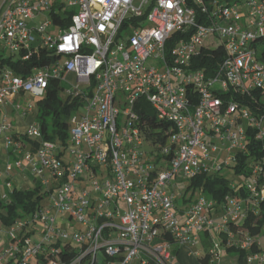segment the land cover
Returning a JSON list of instances; mask_svg holds the SVG:
<instances>
[{
	"label": "built area",
	"instance_id": "1",
	"mask_svg": "<svg viewBox=\"0 0 264 264\" xmlns=\"http://www.w3.org/2000/svg\"><path fill=\"white\" fill-rule=\"evenodd\" d=\"M57 1L14 0L0 16V51L22 61L40 50L56 56L26 78L1 68L0 109L12 104L9 96L42 98L51 80L86 103L78 120L70 118L66 146L43 140L36 123L25 133L38 141L32 153L10 137L6 119L0 125L15 157L6 176L28 163L50 197L48 209L36 207L30 220L0 226V264H178L175 250L201 244L204 232L212 260L222 264L220 233L244 217V201L227 197L217 220L209 216L215 202L201 191L194 200L182 194L178 205L176 190H167H178L173 180L232 166L248 153L250 138L264 140V0ZM207 50L223 52L214 69L201 65ZM119 92L129 103L122 111ZM140 99L174 131L167 146L150 153L134 108ZM160 161L165 166L157 168ZM250 171L232 187L263 199L262 166ZM63 213L68 219L58 220ZM71 220L84 231L62 229ZM29 223L41 228L37 240ZM227 245L255 247L246 263L264 264V236L239 242L229 234Z\"/></svg>",
	"mask_w": 264,
	"mask_h": 264
},
{
	"label": "trees",
	"instance_id": "2",
	"mask_svg": "<svg viewBox=\"0 0 264 264\" xmlns=\"http://www.w3.org/2000/svg\"><path fill=\"white\" fill-rule=\"evenodd\" d=\"M2 53L0 51V69L4 67L9 68L15 75L22 78H26L35 67H41L56 58L54 53L46 50H40L38 55H32L27 61H22L20 57L15 59L11 55L5 56ZM200 58L205 59L204 61L202 60L201 65L205 64L214 69L222 60L223 52L222 50H207L201 54ZM201 65H198V67H202ZM62 85L63 83L60 80H51L49 82L43 97L37 101L36 120L40 124L43 140H59L62 145L66 146L68 144L70 114L76 110L80 102L72 101L69 97L66 100H62L59 96L60 91L64 90ZM134 108L144 123L139 128L142 135L150 142V150H159L163 146H167L168 137L174 132L172 125L159 121L145 100H138ZM252 135L253 133H251ZM10 137L15 141H20L25 147L28 145L32 153L38 147V141L28 138L26 135L20 137L10 135ZM170 148L171 150L173 149L172 146ZM256 163H260L264 175V140L258 141L250 138L248 153L244 155L241 153L237 154L234 164L230 167L234 170L235 174L242 176L243 181H245L251 175L250 166ZM190 182L191 184L185 190L184 195L188 193L189 195H193L196 190L201 191L207 200L217 202L218 206L215 205L214 209H224L227 197L235 198L240 202L244 201L246 206L244 208V217L238 221H228L226 223L225 230L220 233V248L223 256L222 264H228L226 257H233L235 264H247L246 259L248 255L253 254L256 248L252 247L250 252H246L235 245H227V236L233 234L235 240L239 242L247 237L259 240L264 236V198L255 199L254 196L249 195L244 187L235 191V188L232 187L233 183L227 178L219 176L217 173L200 174L191 179ZM263 182L264 178H261L260 183L262 184ZM43 196L42 189L37 185L33 189L14 188L9 196L10 201L4 202V204L0 203V226H10L16 221L17 217L32 213L36 207L41 205ZM211 214L212 211L209 213V216ZM240 220L241 222H239ZM209 237L210 234L208 232H204L201 236L203 254L198 257V264H218L212 260L210 253L212 244L209 241Z\"/></svg>",
	"mask_w": 264,
	"mask_h": 264
},
{
	"label": "rangeland",
	"instance_id": "3",
	"mask_svg": "<svg viewBox=\"0 0 264 264\" xmlns=\"http://www.w3.org/2000/svg\"><path fill=\"white\" fill-rule=\"evenodd\" d=\"M14 0H0V16L2 15V13L6 10V8L13 2ZM22 1H28V2H33L34 0H22ZM63 2V0H58L56 3V6L59 5V3ZM66 4V3H65ZM61 13V12H59ZM63 15V14H62ZM41 20H44V18H41ZM150 24L148 23H144V27H149ZM259 45H262V41H259L258 43ZM0 45H2V43L0 42ZM3 55L5 56H9L10 52L8 50H4ZM15 59L17 57H14ZM150 62L148 63V66H150ZM73 81V80H70ZM74 82V81H73ZM70 85V84H69ZM64 87V90H61L59 93V96L62 100H66L67 99V93H66V86H68V84H63L62 85ZM41 98H37L34 97L33 95H21L16 99V105L15 106H19V107H25V105H27V103L31 102L33 107L37 106V101L40 100ZM119 101V103H118ZM116 106L122 111L124 108H127L129 106L128 103V98L126 95H124L122 92L117 93V97H116ZM8 105V104H7ZM6 105V106H7ZM77 107H79L77 110H74L71 112L70 114V118L71 121L73 118H76L77 120L80 118V114H84L85 110L84 107H86V103H82L80 105H78ZM69 118V121H70ZM122 122V119H121ZM69 128H71L74 124L70 123ZM27 149H29L28 145H27ZM145 150L150 153V147L145 145ZM165 166V162L164 161H160L157 164V168ZM104 171V170H102ZM219 176L225 177L228 180H230L232 183H241L243 182V177L240 175H237L234 173V170L231 167H226L224 169L219 170L218 172H216ZM101 178H99L100 180ZM10 184V187H7V184ZM175 183L178 184V190L176 188H169L167 190L168 193H171L173 191V189H175V194L178 196V205H180L182 203V194H184L185 190L187 189V187L190 186L191 182L190 180H182V179H176L172 181V184L175 185ZM13 188H18V186L16 185V181L15 179H13V175L6 176V171H5V163L0 161V203L4 204V201L2 200L3 196H10L11 192L13 190ZM42 192H45V189L42 190ZM198 190H196L193 195L191 196V199L194 200L196 199V197L198 196ZM189 195V193L187 194ZM49 196L47 197H43L41 199V205L44 206L45 208L49 206ZM51 215H55V209H50ZM22 214V213H21ZM27 217V218H26ZM25 218L27 220L31 219V213L27 214V215H22V217H17L16 218V222H25ZM58 220H67L68 219V215L66 213L57 215ZM241 222V220L239 221ZM62 229L73 233L74 231L77 230H81L84 231L83 227L81 225H79L78 223H76L74 220L71 221H67L64 225H61ZM27 230L30 232H33V234H31V239L32 240H37V236L42 232L41 228L38 225H34L33 223H29L27 226ZM3 239L0 242L3 243ZM197 249L200 251V255L203 254V248L201 246V244L196 246ZM104 254V251H101L99 253L100 256H102Z\"/></svg>",
	"mask_w": 264,
	"mask_h": 264
},
{
	"label": "crops",
	"instance_id": "4",
	"mask_svg": "<svg viewBox=\"0 0 264 264\" xmlns=\"http://www.w3.org/2000/svg\"><path fill=\"white\" fill-rule=\"evenodd\" d=\"M68 79L73 80V77L69 76ZM21 95L24 94L9 96L10 100L13 101L12 104H8L4 109H0V125L6 119L12 127V130L8 134L17 135L19 137L25 135L30 127L38 123L36 120L37 107H33L31 102L27 103L25 107H15L16 99ZM28 104L31 107H27ZM14 158L10 150L5 148L4 136L0 135V161L4 162L6 167V164L12 162ZM11 175H13L18 189H31L36 185V181L32 174V166L28 163H23V168L21 170L14 169ZM215 204L218 206L217 202H215ZM245 207V203H243L242 208L244 209ZM224 216L225 208H215L211 214V217L217 220L222 219ZM175 254L178 264H198V257L201 256L196 246L176 249ZM226 258L228 264H235V259L233 257Z\"/></svg>",
	"mask_w": 264,
	"mask_h": 264
}]
</instances>
